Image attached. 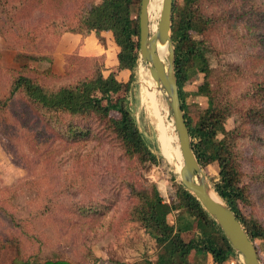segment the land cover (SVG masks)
Returning <instances> with one entry per match:
<instances>
[{"label":"rangeland","instance_id":"obj_1","mask_svg":"<svg viewBox=\"0 0 264 264\" xmlns=\"http://www.w3.org/2000/svg\"><path fill=\"white\" fill-rule=\"evenodd\" d=\"M85 1L0 0V264H14V258L25 264L55 259L72 264H154L162 252L151 234L126 215L135 201L133 190L148 191L153 185L162 201L172 204L179 181L181 160L170 116L163 97L159 111L147 102L150 85L147 89L140 80V68L147 69L144 62L139 59L129 102L139 129L156 148L152 147L156 163L123 156L108 137L79 143L65 140L20 95L7 98L9 82L21 64L46 66L35 56L51 55L58 70L70 66V73L61 78L41 76L40 82L50 85L87 75L89 60L83 59L107 64L112 51L103 50L94 39H61L63 24L75 18ZM160 6L161 0H150V32L155 30ZM201 8L216 19L206 38L211 84L233 101L235 111L261 104L264 91L251 95L255 83L264 85V0H201ZM72 57L82 60H69ZM200 80V74H190L183 87L193 118L207 105L205 97L194 94ZM224 128L240 129L235 150L240 183L247 186L248 195L240 208L264 225V182L257 177L264 167V146L259 143L264 126L241 124L239 115L231 113ZM202 170L211 186L215 165ZM97 203L103 213L86 212ZM166 220L174 227L188 220L191 230L198 222L176 210ZM256 245L264 263V241Z\"/></svg>","mask_w":264,"mask_h":264},{"label":"trees","instance_id":"obj_2","mask_svg":"<svg viewBox=\"0 0 264 264\" xmlns=\"http://www.w3.org/2000/svg\"><path fill=\"white\" fill-rule=\"evenodd\" d=\"M39 3L41 0H34ZM138 4L134 0H87L73 20H66L63 32L82 36L93 35L103 47L107 39L114 46V63L106 69L100 60H89L87 75L68 83L50 85L40 82L41 76L61 78L70 73L68 64L57 69L51 55L35 56L42 68L21 64L14 72L7 98L18 94L28 107L45 121L59 136L70 142H85L108 137L118 151L139 162L156 163L155 146L144 137L131 112L129 95L137 79L138 56ZM215 17L205 15L201 0H172L170 36L174 51L173 72L176 78L180 108L190 137V144L201 169L215 165L216 176L210 179L217 195L233 212L254 245L260 264L257 242L264 241V225L251 215L244 214L240 203H247V186L240 183L241 172L235 150L239 128L225 129L224 122L231 115H239L241 124L259 123L264 126V102L233 110V101L216 90L210 81L212 68L206 52L207 34L216 23ZM1 34V31H0ZM208 47V48H207ZM30 58L31 56L23 54ZM82 60L72 57L71 59ZM201 75L194 94L203 96L207 105L191 116L186 102L184 83L190 74ZM262 83V82H261ZM255 83L251 96L262 94L264 85ZM259 99L263 96L259 95ZM259 100V101H260ZM233 111V112H232ZM259 139V138H258ZM264 146V139H259ZM257 177L264 182V167ZM134 202L127 209L128 220L137 222L153 237L155 246L162 250L154 264H241L232 246L213 219L200 206L197 199L177 182L175 202L162 201L153 185L148 191L133 190ZM86 212L101 214L102 204ZM171 210L186 212L195 220L182 221L176 227L166 220ZM81 211H84L83 209ZM257 241V242H256ZM198 258L192 262V258ZM14 264H25L14 258ZM39 264H72L64 259L45 260ZM144 264H151L146 261Z\"/></svg>","mask_w":264,"mask_h":264},{"label":"water","instance_id":"obj_3","mask_svg":"<svg viewBox=\"0 0 264 264\" xmlns=\"http://www.w3.org/2000/svg\"><path fill=\"white\" fill-rule=\"evenodd\" d=\"M148 2L139 0L138 56L146 64L149 76L161 93L170 116L180 156L179 181L218 225L241 264H260L257 251L233 212L208 184L190 144V137L180 108L176 78L173 72L174 51L170 36L172 0H161L154 31H149ZM165 45V61L157 55V45Z\"/></svg>","mask_w":264,"mask_h":264},{"label":"bare ground","instance_id":"obj_4","mask_svg":"<svg viewBox=\"0 0 264 264\" xmlns=\"http://www.w3.org/2000/svg\"><path fill=\"white\" fill-rule=\"evenodd\" d=\"M148 9H150V0L148 2ZM149 31H150V28H149ZM156 50H157V55H158L159 59H161L162 61H165V54H166L165 45H159L158 44ZM140 69H141L140 80H142V83H144V85L147 89H149V85H150V89H149L150 93L149 92L145 93V97L147 99V102L152 104L154 106V108L159 111L160 107L162 106L161 100H160L162 96L159 94L160 92L156 89L154 82L150 78L148 70L144 69L142 67ZM163 109H165V108H163ZM158 118H161V115H159ZM168 160H169V158H168ZM178 169H179V167H178Z\"/></svg>","mask_w":264,"mask_h":264},{"label":"crops","instance_id":"obj_5","mask_svg":"<svg viewBox=\"0 0 264 264\" xmlns=\"http://www.w3.org/2000/svg\"><path fill=\"white\" fill-rule=\"evenodd\" d=\"M67 35V36H66ZM69 36H72V38H70ZM62 37L63 38H65V39H72V40H75V41H78V39L80 38V37H83V38H92V39H94L98 44H99V42L96 40V38L93 36V35H85V36H82V35H80V34H77V33H70V32H63L62 33V35H61V39H62ZM73 37H75V38H73ZM107 44H106V47H103L101 44H99L101 47H102V49L103 50H111L112 52H111V56H110V58L108 59V62H107V64L105 65L104 64V62L102 61V63H103V65H104V67L106 68V69H108V67H110V66H112L113 65V63H114V46L112 45V43L110 42V40H108L107 39V42H106ZM112 47V48H111ZM53 60V59H52ZM54 62V61H53ZM55 63V62H54ZM56 64V63H55Z\"/></svg>","mask_w":264,"mask_h":264}]
</instances>
